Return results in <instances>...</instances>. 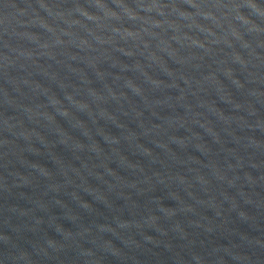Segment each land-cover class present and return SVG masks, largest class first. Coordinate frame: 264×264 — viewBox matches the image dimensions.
Returning <instances> with one entry per match:
<instances>
[{
  "label": "water",
  "instance_id": "1",
  "mask_svg": "<svg viewBox=\"0 0 264 264\" xmlns=\"http://www.w3.org/2000/svg\"><path fill=\"white\" fill-rule=\"evenodd\" d=\"M0 264H264V0H0Z\"/></svg>",
  "mask_w": 264,
  "mask_h": 264
}]
</instances>
